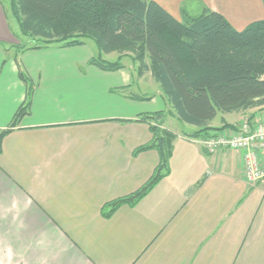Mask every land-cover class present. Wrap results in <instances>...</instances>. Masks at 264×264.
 <instances>
[{
  "label": "crops",
  "instance_id": "obj_1",
  "mask_svg": "<svg viewBox=\"0 0 264 264\" xmlns=\"http://www.w3.org/2000/svg\"><path fill=\"white\" fill-rule=\"evenodd\" d=\"M155 1L178 19L193 16L186 3H201L237 26L223 0ZM241 22L237 29L250 21ZM14 42L0 4V131L8 129L0 264H264V178L245 180L241 150L206 151L190 136L196 127L181 129L150 71L139 75L132 59L104 70L90 62L97 49L87 42ZM26 100L28 113L10 126ZM159 110L167 112L160 127L174 133L167 174L134 206L104 217V203L139 188L157 166L156 149L134 150L153 136L140 114ZM250 115L256 122L264 110L218 114L210 124L229 130Z\"/></svg>",
  "mask_w": 264,
  "mask_h": 264
},
{
  "label": "trees",
  "instance_id": "obj_2",
  "mask_svg": "<svg viewBox=\"0 0 264 264\" xmlns=\"http://www.w3.org/2000/svg\"><path fill=\"white\" fill-rule=\"evenodd\" d=\"M8 3L20 32L41 42L28 47L54 42L74 46L90 39L97 49L90 62L104 70L122 67L121 59L131 56L138 64V74L150 71L158 83L171 106L170 115L196 127L190 134L192 137L203 139L230 126L224 121L222 126L211 125L218 114L253 107L264 110V18L237 29L222 13L206 6L198 15L186 14L178 19L155 0H8ZM0 4L4 7L3 0ZM113 51L118 53L116 60L102 57ZM20 75L27 80L21 71ZM28 111L26 100L16 109L10 126ZM166 113L159 110L140 114L139 120L149 123L153 136L149 142L137 146L134 153L156 149L159 162L139 188L104 203L101 208L104 217L122 204L134 206L167 174L174 133L160 127ZM7 131H0V148Z\"/></svg>",
  "mask_w": 264,
  "mask_h": 264
},
{
  "label": "built area",
  "instance_id": "obj_3",
  "mask_svg": "<svg viewBox=\"0 0 264 264\" xmlns=\"http://www.w3.org/2000/svg\"><path fill=\"white\" fill-rule=\"evenodd\" d=\"M201 143L210 153L220 148L241 150L245 180L255 183L264 178V118L253 122L246 116L236 128L221 130Z\"/></svg>",
  "mask_w": 264,
  "mask_h": 264
},
{
  "label": "rangeland",
  "instance_id": "obj_4",
  "mask_svg": "<svg viewBox=\"0 0 264 264\" xmlns=\"http://www.w3.org/2000/svg\"><path fill=\"white\" fill-rule=\"evenodd\" d=\"M223 1H224L227 8L234 9V10H232L233 12H232L231 16L235 19L234 22H236V24H235V25H237L236 27H239V24H237V23L240 19H242V21L244 23H247L245 21H252L255 19L264 18V0H248V3H247L248 7L245 8V10H241V7H242L240 5L241 0H223ZM221 3H223V2L221 1ZM260 3H262L261 4L262 9L260 7ZM3 4H4V7H5L6 12H7L8 21L10 24V29L14 33V41H15L14 46L23 47V46H32L35 44H41L40 40H37L36 38H35L36 40L28 38L27 36H24L20 32L18 22L14 18V16L12 15V13L9 9L8 0H3ZM184 6L186 7V9L190 13V15H198L201 12V3H191V4L186 3ZM237 13H239V14H237ZM243 22H241V23H243ZM85 42H87L88 45L91 44L92 46H95L94 42L90 39H85ZM59 45L61 46L60 43L54 42L52 46H59ZM123 58L131 59V56L126 55ZM105 59H107L109 61L116 60L117 59V52L113 51V53L107 55L105 57ZM180 124H181V129L190 130V129L194 128L193 125L185 123V122H181Z\"/></svg>",
  "mask_w": 264,
  "mask_h": 264
}]
</instances>
